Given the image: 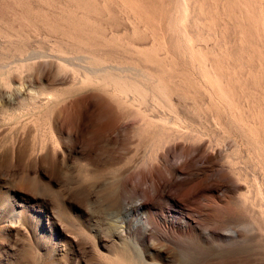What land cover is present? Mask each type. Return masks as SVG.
I'll list each match as a JSON object with an SVG mask.
<instances>
[{"label":"rangeland","instance_id":"374dc122","mask_svg":"<svg viewBox=\"0 0 264 264\" xmlns=\"http://www.w3.org/2000/svg\"><path fill=\"white\" fill-rule=\"evenodd\" d=\"M177 1L0 0V264H124L116 260L120 255L142 252L136 216L142 211L169 219L187 215L202 230L196 239L169 241L154 229L145 242H153V253L162 250L172 259L166 264H264V0H185L186 8ZM89 52L122 67L151 64L153 69H145L173 87L175 111L187 110L191 119L181 132L204 139L208 151L216 149V164L230 178H240L243 187L226 191L212 181L195 195L173 188L153 192V181L169 176L165 168L182 161L185 141L166 143L163 137L179 129L157 120L176 112L144 83L141 95L112 99L129 117L122 120L120 136H103L109 112L92 94L94 87L81 90L73 69L57 68L59 57L73 62ZM193 59L211 83L199 86L193 80ZM42 60L56 67L41 80L34 67ZM45 143L59 150L53 167L31 161L47 153ZM172 144L178 148L167 154ZM141 201L144 206L135 211ZM125 206L132 213L127 215ZM124 229L128 233L121 237ZM154 257L149 261H159Z\"/></svg>","mask_w":264,"mask_h":264},{"label":"bare ground","instance_id":"6f19581e","mask_svg":"<svg viewBox=\"0 0 264 264\" xmlns=\"http://www.w3.org/2000/svg\"><path fill=\"white\" fill-rule=\"evenodd\" d=\"M173 1V0H172ZM177 2H179L180 3V1L178 0ZM176 2V3H177ZM182 8H186L187 6H186V1L185 0H182ZM180 5V4H179ZM171 15H172V13H171ZM172 17H174V16H172ZM172 19V18H171ZM170 20V19H169ZM177 22V21H176ZM169 23V22H168ZM189 35V34H188ZM64 47V46H63ZM83 48V47H82ZM81 48V49H82ZM64 49V48H63ZM71 49V48H70ZM101 49V48H100ZM96 50V49H95ZM95 50H93V51H95ZM62 51V50H61ZM65 51V50H64ZM92 51V52H93ZM100 51H103V50H100ZM58 52V51H57ZM56 52V53H57ZM71 53V52H70ZM81 53V52H80ZM102 53V52H101ZM104 53V52H103ZM59 54V53H58ZM66 54V53H65ZM52 55V54H51ZM69 55V54H68ZM75 55H76V53H75ZM75 55H73V56H75ZM192 55V54H191ZM239 55V54H238ZM55 56V55H54ZM106 56V55H105ZM104 56V54H100V52L99 53H93V54H90V52L87 54H78V56H77V61H73V62H70V61H67L66 59H63V57L62 58H58V61L60 60V62H58V66H57V68L59 69V70H65V69H73V71L76 73L75 74V80H74V84L76 83V85L77 84H79V87L81 88V90L83 89H85L86 87V90L87 89H89V88H92V87H89V86H93L94 87V89L93 90H91L92 91V94L94 95V96H96L97 97V99H99V103L101 104V105H103V106H106V108H107V110H108V112H109V120H108V122L106 123V124H104L103 126H102V128H101V133H102V135L103 136H112L113 134L115 135V134H119L122 130H123V128H124V124L122 123V120L123 119H125L126 117H129V114L128 113H126L125 111H122V110H117V109H115L116 107L114 106V101H112V99H115V100H120L121 101V99H122V97H123V95L124 94H127L128 95V93H130V92H134V94H135V92H137L139 95H141V93H140V91H141V89H143V87H141V86H143V84L144 83H146V84H148L149 85V83L150 84H152L153 86V88H154V90L155 91H158V93H161V94H163L164 95V98L166 97V101L164 100V104L167 106V107H170V109L172 110H174L175 111V108H177L176 106V104L174 103V102H172V96H171V93H172V88L173 87H171L169 84H168V82H167V80H166V78L165 77H163V76H161V75H155L153 72H151V71H149V70H147V69H145V67L146 66H148L147 64L146 65H144V64H141V66H145L144 68L143 67H140V66H130L129 65V67H126L125 65H123V66H125V67H122V66H120L118 63H117V65H115V64H110V63H107L106 61V59H109V58H106ZM34 57V56H33ZM76 57V56H75ZM187 57V56H186ZM35 58V57H34ZM66 58V57H65ZM121 58V57H120ZM29 59V58H28ZM31 59V58H30ZM39 59V58H38ZM56 59V58H55ZM70 59H71V57H70ZM72 59H73V57H72ZM131 59V58H130ZM38 61V60H37ZM43 61V60H42ZM48 61H49V58H48ZM51 61V60H50ZM50 61H49V63H50ZM53 61V60H52ZM56 62H57V59L55 60ZM63 61H66V62H63ZM148 61V60H147ZM146 61V62H147ZM183 61V60H182ZM32 62V61H31ZM44 62V63H43ZM43 62H41L42 64H38L37 62H34L35 64H36V67H34L33 66V63H32V66L36 69L35 71H36V73H37V71L39 70L40 72H41V76H40V79L42 80L43 79V75H45L44 73L46 72V71H51L52 69H54V66L56 67V63H55V65L53 66V64H49V63H47L45 60L43 61ZM61 62H63V63H61ZM188 62H189V60H188ZM28 63V62H27ZM30 63V62H29ZM40 63V62H39ZM47 65H46V64ZM51 63H53V62H51ZM120 63V62H119ZM138 63H139V61H138ZM24 64V63H23ZM23 64L21 65V66H23ZM140 64V63H139ZM164 64V63H163ZM151 65V64H150ZM149 65V66H150ZM162 65V64H161ZM26 66V65H25ZM189 66H190V63H189ZM20 67V66H19ZM32 67V68H33ZM152 66H150L149 67V69L151 68ZM155 67V66H154ZM30 68H31V66H30ZM186 68V67H185ZM193 68H194V70L192 71L193 72V80H195V82L199 85V86H202L203 84H206V83H211V80H210V78H209V76L207 75V73L204 71V69H203V67L201 66V64L199 63V61L198 62H196V60L195 59H193ZM152 69H153V67H152ZM158 69V68H157ZM189 69V68H188ZM21 70H22V67H21ZM26 70V69H25ZM33 70V69H32ZM190 70V69H189ZM53 71V70H52ZM72 71V70H71ZM163 71V70H162ZM34 72V71H33ZM215 72V71H214ZM17 73H18V71H17ZM26 73V72H25ZM51 73V72H50ZM60 73V72H59ZM189 73V72H188ZM54 74V73H53ZM63 74V73H62ZM61 74V75H62ZM192 74V73H191ZM21 76V75H20ZM23 76H25L24 74H23ZM39 76V75H38ZM46 76V75H45ZM55 76H56V73H55ZM180 76V75H179ZM188 76V75H187ZM34 77V76H33ZM37 77V76H36ZM73 77V76H72ZM173 77V76H172ZM20 78V77H19ZM22 78V77H21ZM57 78V77H56ZM77 78V79H76ZM29 79V78H28ZM30 80H31V78H30ZM73 80V79H72ZM77 80V81H76ZM173 80V79H172ZM24 81V80H23ZM76 81V82H75ZM181 81V80H180ZM185 81H187V79L185 80ZM53 82V81H52ZM213 82V81H212ZM15 83V82H14ZM31 83V82H30ZM214 83V82H213ZM19 84H21V82L19 83ZM23 84V83H22ZM21 84V85H22ZM34 84V83H33ZM145 84V85H146ZM176 84V83H175ZM179 84H180V82H179ZM193 84V83H192ZM11 85H13V84H11ZM20 85V86H21ZM27 85V84H26ZM75 86V85H74ZM151 86V85H150ZM189 86V85H188ZM191 86V85H190ZM198 86V87H199ZM216 86V85H215ZM220 86V85H219ZM40 87V86H39ZM43 88H42V90H44V88H45V86H44V84H43V86H42ZM47 87V86H46ZM73 87V86H72ZM89 87V88H88ZM140 87H141V89H140ZM205 87V86H204ZM208 87V86H207ZM206 87V88H207ZM147 88V87H146ZM149 88V87H148ZM177 88V87H176ZM179 88V87H178ZM180 88H181V86H180ZM185 88H187L186 87V85H185ZM189 88H191V87H189ZM17 89H19L18 91L19 92H22L23 90H22V88H18L17 87ZM26 89V88H25ZM73 89V88H72ZM72 89L70 90L71 92H72ZM77 89H79L78 88V86H77ZM188 89V88H187ZM209 89V88H208ZM29 90H30V88H29ZM41 90V91H42ZM145 90V89H144ZM182 90H183V88H182ZM200 90V89H199ZM18 91H17V93H18ZM46 91V92H45ZM51 91V90H50ZM75 91V90H74ZM196 91V90H195ZM202 91V90H201ZM200 91V92H201ZM209 91V90H208ZM43 93H45L46 94V96L48 95V90L45 88V90L44 91H42ZM79 92V91H78ZM199 92V91H198ZM211 92V91H210ZM221 92V91H220ZM36 93V92H35ZM50 93V92H49ZM19 94V93H18ZM40 94V93H39ZM55 94V93H54ZM87 94V93H86ZM154 94V93H153ZM184 94V93H183ZM20 95V94H19ZM31 95V94H30ZM36 95H38V94H36ZM43 95V94H42ZM85 95V94H84ZM155 95H157V94H155ZM176 95V98L179 96V98H180V102L183 100L182 98H181V96L180 95H178L177 96V94H175ZM182 95V94H181ZM197 95H198V93H197ZM21 96V95H20ZM35 96V95H34ZM45 96V95H44ZM44 96H42V98H44ZM60 96V95H59ZM129 96H131V94L129 95ZM136 96H137V94H136ZM81 97H82V95H81ZM84 97V96H83ZM138 97V96H137ZM175 97V96H174ZM185 97V96H184ZM187 97V96H186ZM58 98V97H57ZM76 98V97H75ZM74 98V99H75ZM80 98V97H79ZM159 98V97H158ZM175 99V98H174ZM173 99V100H174ZM182 99V100H181ZM49 100H50V98H49ZM48 100V101H49ZM59 100V99H58ZM57 100V101H58ZM66 100V99H65ZM153 100V99H152ZM161 100V99H160ZM176 100V99H175ZM186 100V99H185ZM218 100V99H217ZM24 101V100H23ZM64 101V100H63ZM73 101V100H72ZM82 101V100H81ZM144 101H146V100H144ZM151 101V100H150ZM150 101H149V103H150ZM156 101V100H155ZM187 101V100H186ZM204 101V100H203ZM41 102H43V101H41ZM177 102V101H176ZM179 102V101H178ZM177 102V103H178ZM184 101H182V103L181 104H184L183 103ZM198 102V101H197ZM202 102V101H201ZM218 102H220V101H218ZM152 103V102H151ZM190 103H191V101H190ZM190 103H188V104H190ZM192 103H193V105H194V102L192 101ZM181 104L179 105V103H178V107L179 108H181V109H184L183 107H187V103H186V105H183V106H181ZM223 104H225V103H223ZM50 105V104H49ZM72 105V104H71ZM148 105H150V104H148ZM192 105V104H191ZM199 105H200V103H199ZM204 105H205V103H204ZM46 106H47V104H46ZM153 106V105H152ZM152 106H151V109H152ZM165 106V107H166ZM189 106V105H188ZM197 106V105H196ZM146 107V106H145ZM157 107V106H156ZM163 107H164V105H163ZM193 107V106H192ZM194 107H195V105H194ZM193 107V108H194ZM202 107V106H201ZM50 108H52V107H50ZM66 108V107H65ZM157 108H159V107H157ZM188 108V107H187ZM186 108V109H187ZM226 107H224V109H225ZM48 109V108H47ZM47 109H46V111H47ZM55 109L56 108H53V111H55ZM147 109H149V107L147 108ZM147 109H145V110H147ZM155 109V107L153 108V110ZM168 109V108H167ZM185 109V110H186ZM66 110V109H65ZM74 110V109H73ZM144 110V111H145ZM171 110H170V112H171ZM193 111H195V110H198L197 108L194 110V109H192ZM226 111H227V109H225ZM148 111V110H147ZM163 111H164V109H163ZM181 110L179 109V111L178 112H173V113H175V115L174 114H169V113H165V115H163V116H157V114H154V115H156L157 116V120L159 121V122H161V123H163V124H165V125H169L170 127H175V128H177V129H179V131H177L173 136H171V134H169L170 135V137H169V135H168V137H165V134L163 135V137L165 138V141H166V143L167 142H171V141H174L175 139H177V138H182L185 142V144L181 147V151H182V153H183V157H182V161H181V164L179 165H176V166H173V167H169V168H165V169H167V172H168V174H169V176H167V177H163V178H160V179H158V180H155V181H153V192H158L159 194H167L169 191H170V189L171 188H173V189H184V190H186V192H188V194H196V192H197V190H199L198 188H200V187H202V185H203V187L204 186H206L207 184H209V183H211L212 181H216V186L217 185H220L223 189H225L226 191L228 190V191H233L234 189H237L238 187H243V186H241L243 183L238 179H236V178H230L229 176V173L227 172H225V169H223V167H221V168H219V166L216 164V160H217V157H218V155H216L215 154V150L213 149V151H208V150H206V148L204 147V144H203V141H204V139H203V141L202 140H197V138L195 137V136H192L191 134L189 135V134H187V133H184V132H181V130L180 129H182V131H183V129L184 128H186L184 125H186L187 123H190L191 121H189V122H187V120L189 119L188 117H186L187 116V110L185 111V115H182L181 113H179ZM198 111H200V110H198ZM48 112V111H47ZM56 112V111H55ZM161 112H162V110H161ZM230 112V111H229ZM50 113V112H49ZM54 113V112H53ZM197 113V112H196ZM200 113V112H199ZM201 113H202V111H201ZM200 113V114H201ZM228 113V112H227ZM232 113V112H231ZM48 114V113H47ZM55 114V113H54ZM59 114V113H58ZM161 114V113H160ZM199 114V115H200ZM50 115V114H49ZM151 115V114H150ZM149 115V116H150ZM154 115L153 116H150V117H154ZM193 115H194V113H193ZM229 115V114H228ZM233 115V114H232ZM52 116H55V115H52ZM156 116L154 117V119L156 118ZM189 116V115H188ZM195 116H197V115H195ZM195 116H194V118H195ZM201 116H202V114H201ZM57 117V116H56ZM190 117V116H189ZM193 117V116H192ZM45 118V117H44ZM191 118V117H190ZM196 118H199L198 116L196 117ZM202 118V117H201ZM213 119H214V117H212ZM53 119V118H52ZM205 119V118H204ZM231 118H229V120H230ZM238 119V118H237ZM46 120H48V119H46ZM106 120V119H105ZM149 119H147V121H148ZM151 120V119H150ZM189 120H191V119H189ZM196 120V119H195ZM43 121H44V119H43ZM59 121V120H58ZM153 121V120H152ZM194 121V120H193ZM192 121V122H193ZM198 121H200V119L198 120ZM197 121V122H198ZM45 122V121H44ZM103 122V121H102ZM196 122V121H195ZM205 122V121H204ZM217 122V121H216ZM52 123H53V121H52ZM57 123V122H56ZM151 123V122H150ZM153 123H156V122H153ZM157 124V123H156ZM191 124V123H190ZM190 124H188V127L190 126ZM198 124H200V123H198ZM239 124V123H238ZM49 125V124H48ZM146 125H148V122H147V124ZM154 125V124H153ZM164 125V126H165ZM201 125V124H200ZM205 125V124H204ZM227 125H230V124H227ZM54 126V125H53ZM56 126V125H55ZM152 126V125H151ZM187 126V125H186ZM192 126V125H191ZM236 126V125H235ZM48 127V126H47ZM59 127V126H58ZM142 127V126H141ZM150 127V126H149ZM154 127H155V125H154ZM154 127H151L152 129L154 128ZM158 127V126H157ZM166 127H168V126H166ZM166 127H165V129H166ZM194 127H196L197 128V126H196V124H195V126ZM202 127V126H201ZM244 127V126H243ZM159 128H160V126H159ZM162 128V127H161ZM211 128V127H210ZM49 129V128H48ZM155 129V128H154ZM169 129V128H168ZM191 129H195V128H190V130ZM238 129V128H237ZM56 130V129H55ZM59 129H57L56 131H58ZM143 130V129H142ZM146 130V129H145ZM160 130V129H159ZM197 130V129H196ZM232 130V129H231ZM55 131V132H56ZM60 131V130H59ZM151 131V130H150ZM166 131V130H165ZM170 131V130H169ZM195 131V130H194ZM193 131V132H194ZM198 131H200V130H198ZM202 131V130H201ZM49 132V131H48ZM143 132V131H142ZM145 132V131H144ZM152 132V131H151ZM157 132V131H156ZM156 132H154V133H156ZM163 132V131H162ZM171 132V131H170ZM192 132V131H191ZM193 132H192V134H193ZM197 132V131H196ZM196 132H195V134H196ZM240 132V131H239ZM49 133H51V132H49ZM60 133H62V132H60ZM59 133V134H60ZM72 133V132H71ZM140 133V132H139ZM164 133V132H163ZM166 133V132H165ZM233 133V132H232ZM52 134V133H51ZM50 134V135H51ZM123 134V133H122ZM207 134V133H206ZM249 134V133H248ZM160 135V134H159ZM158 135V136H159ZM199 135H200V132H199ZM209 135V134H208ZM52 136H53V134H52ZM62 136V135H61ZM118 136V135H117ZM119 136H120V134H119ZM155 136H157V135H155ZM167 136V135H166ZM202 136V135H201ZM58 138H60V136H57ZM204 137V136H203ZM62 138V137H61ZM109 138V137H108ZM119 138V137H118ZM162 138V137H161ZM163 138V139H164ZM212 138V137H211ZM245 138V137H244ZM54 139V138H53ZM182 139L180 140V142H179V140L177 139V142H179L180 144H181V142H182ZM192 139V143L190 142V143H187V142H189V140H191ZM208 139V138H207ZM206 139V140H207ZM214 139V138H213ZM194 140V141H193ZM196 140V141H195ZM231 140V139H230ZM50 141V140H49ZM216 141V140H215ZM176 141H174V143H175ZM234 142V141H233ZM260 142V141H259ZM48 143V142H47ZM47 143H45V144H47ZM159 143H160V136H159ZM16 144V143H15ZM52 144H53V142H52ZM58 144V143H57ZM234 144V143H233ZM247 144V143H246ZM35 145V144H34ZM51 145V144H50ZM179 145V144H178ZM258 145V144H257ZM37 146V145H36ZM47 146H48V144H47ZM47 146H45L46 148H47ZM51 146H53V145H51ZM59 146V145H58ZM168 146V145H167ZM166 146V147H167ZM55 147V146H54ZM57 147V146H56ZM217 147H218V145H217ZM41 148V147H40ZM48 148H49V146H48ZM59 148V147H58ZM178 148V146L176 145V144H172L170 147H168L167 148V154H169L171 151H174V150H176ZM36 149V148H35ZM42 149H44V150H47V149H45V148H42ZM163 149H164V147H163ZM32 150V149H31ZM44 150H43V152H44ZM235 150L237 151V149H234L233 151L235 152ZM62 151V150H61ZM164 151V150H163ZM181 151H180V153H181ZM40 152V151H39ZM42 152V153H43ZM46 152V151H45ZM158 152V151H157ZM264 152V151H263ZM41 153V154H42ZM65 153V152H64ZM160 153V152H159ZM182 153L180 154V155H182ZM35 154V153H34ZM57 154H59V150L57 149V148H54V149H52L51 147L49 148V150L47 151V153L46 154H43L42 156H32V155H30L31 157H33V159H31V161L33 160V162H39L40 164H45V163H43V162H47L48 163V165H51L52 166V162H54L55 161V158H57L56 156H57ZM63 154V153H62ZM164 154H165V152H164ZM163 153H162V155H164ZM225 154V153H224ZM39 155H40V153H39ZM229 155V154H228ZM232 155V154H231ZM159 156H161V155H159ZM167 156V155H166ZM263 156V155H262ZM12 157V156H11ZM155 157V156H154ZM158 157V156H157ZM165 157V156H164ZM224 157H225V155H224ZM227 157V156H226ZM237 157V156H236ZM59 158H60V155H59ZM230 158H232V157H229L228 159H230ZM180 159V158H179ZM194 159H198V162H199V164L198 165H194L193 164V161H194ZM221 159V158H220ZM226 159V158H225ZM234 160H235V158H233ZM233 159H231V160H233ZM60 160V159H59ZM59 160H58V162H59ZM65 160V159H64ZM166 160V159H165ZM177 160V159H176ZM175 160V161H176ZM237 160V159H236ZM196 161V160H195ZM194 161V162H195ZM220 161V160H219ZM218 160H217V162H219ZM225 161H227V159L225 160ZM42 162V163H41ZM49 162L51 163V164H49ZM46 163V164H47ZM55 163V162H54ZM161 163V162H160ZM159 163V164H160ZM264 163V162H263ZM164 164V163H163ZM171 164V163H170ZM38 165V164H37ZM59 165V164H58ZM157 165H158V163H157ZM175 165V164H174ZM226 165V164H225ZM50 166V167H51ZM185 166H189V167H187V168H189V171H187V172H185V171H183L185 168H183V167H185ZM218 166V167H217ZM53 167V166H52ZM158 167V166H157ZM55 168V167H54ZM59 168V167H58ZM186 168V169H187ZM219 168V169H218ZM157 169V168H156ZM227 169V168H226ZM232 169H233V167H232ZM263 171H264V168H263ZM182 173H185L186 175H187V177L186 178H181V174ZM237 173V172H236ZM264 173V172H263ZM159 174V173H158ZM228 174V175H227ZM232 175V174H231ZM255 176V175H254ZM257 176V175H256ZM233 177H236V176H233ZM128 179H130V177L128 178ZM161 179H162V181H161ZM262 179V178H261ZM256 180L257 179H255V182H256ZM128 181V180H127ZM244 181V180H243ZM258 182H260V180L258 181ZM262 182V181H261ZM257 183V182H256ZM259 184H261V183H259ZM259 184H257V185H259ZM245 185V184H244ZM262 186V185H261ZM220 187V188H221ZM259 187H260V185H259ZM264 188V187H263ZM262 188L260 187V190H261ZM218 190V189H217ZM225 190H223V191H225ZM248 190V189H247ZM259 190V191H260ZM174 191V190H173ZM246 191V190H245ZM244 192V191H243ZM261 192H263V191H261ZM193 195V196H194ZM192 196V197H193ZM263 196V195H262ZM155 197V196H154ZM215 198V197H214ZM155 199V198H154ZM197 199V198H196ZM210 200V199H209ZM222 200V199H221ZM193 201V200H192ZM182 202H184V201H182ZM197 202V204L199 205L200 203L198 202V200H195V203ZM188 203V202H187ZM141 206H144V202L143 201H141L140 203H138L137 205H135L134 206V210L136 211V209H141L142 207ZM203 207H205L204 206V204L202 205ZM126 207V206H125ZM198 207H200V209H201V212L202 213H205L204 211H205V208H203V207H201V206H198ZM214 206L213 205H211V204H208L207 205V209H214L213 208ZM229 208V207H228ZM133 209V208H132ZM206 209V211H208ZM231 209V208H230ZM124 210H125V212H126V214L128 213V214H130V213H132L131 211V208L130 207H126V208H124ZM224 210H222V212H223ZM225 211H226V213L227 212H231V211H233L234 212V210H228L227 211V209H225ZM224 211V212H225ZM224 212H223V214H224ZM229 212V213H230ZM233 212H231L232 213V215H233ZM207 213V212H206ZM225 213V214H226ZM228 213V214H229ZM230 213V214H231ZM127 214V215H128ZM137 215V217L139 218L140 217V219H138L139 221H140V224H139V226H138V230H140L139 231V233H142L140 236H138L139 238H140V240H139V238L137 239L138 241H136V243L138 242L141 246V248H142V252H141V254H138V253H136V254H133V255H131V254H123V255H120L119 257H118V259H116V260H119V262L121 261V263H124V264H166L168 261H172V259L169 257V256H166V255H164L163 253H162V250L160 251V250H157L156 252H154L153 253V251L152 250H150L152 247H153V242H145V241H147L148 240V235L149 234H153V230L154 229H156L157 230V232H158V235H160V237L161 238H163V239H166V240H169V239H171V238H182V239H185V240H187V239H193V238H197L201 233H202V230H200L199 228L200 227H197V225H195V224H193V223H191V220L190 219H188V217H187V215H183L181 218H173V219H169L166 215L164 216V215H156V214H154V213H152V212H144V211H142V213H141V215L139 214V213H136ZM193 214V213H192ZM208 214V213H207ZM126 215V216H127ZM211 217V216H210ZM204 220V219H203ZM230 220V219H229ZM138 221V222H139ZM157 223L160 225H158V227H160V229H157L156 227H157ZM138 224V223H137ZM218 224V223H217ZM132 227V226H131ZM130 227V228H131ZM133 228V227H132ZM205 228V227H204ZM203 228V229H204ZM128 229V228H127ZM134 229V228H133ZM136 230V229H135ZM120 232V234L119 235H121V237H123V236H125L124 235V232L125 233H128V231H126V229H124V230H120L119 231ZM131 232H134V231H131ZM138 232V231H137ZM156 232V231H155ZM203 232H205L206 234H209V229H205ZM138 233V234H139ZM157 234V233H156ZM162 234V235H161ZM264 236V235H263ZM137 237V236H136ZM142 237V238H141ZM236 237V236H235ZM200 238V237H199ZM237 238V237H236ZM233 239V238H232ZM142 240H144V242L142 241ZM210 240V239H209ZM245 240V239H244ZM170 241V240H169ZM214 241V240H213ZM230 241V240H229ZM226 242V241H225ZM192 243V242H191ZM183 244V243H182ZM155 245V244H154ZM180 245V244H179ZM185 245V244H184ZM261 245V244H260ZM196 246V245H195ZM199 247V246H198ZM202 247V246H201ZM194 249V248H193ZM201 249V248H200ZM208 250H210V249H208ZM193 251H195V250H193ZM153 255L155 256V257H157V259L159 260V261H154V262H151V261H149V259H151V260H153ZM181 255V254H180ZM187 255V254H186ZM154 257V258H155ZM183 260V259H182ZM183 264V263H182Z\"/></svg>","mask_w":264,"mask_h":264}]
</instances>
